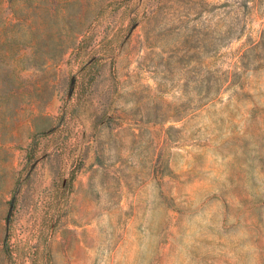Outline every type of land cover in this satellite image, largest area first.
<instances>
[{
	"label": "rangeland",
	"instance_id": "rangeland-1",
	"mask_svg": "<svg viewBox=\"0 0 264 264\" xmlns=\"http://www.w3.org/2000/svg\"><path fill=\"white\" fill-rule=\"evenodd\" d=\"M12 7L0 264H264V0Z\"/></svg>",
	"mask_w": 264,
	"mask_h": 264
},
{
	"label": "trees",
	"instance_id": "trees-1",
	"mask_svg": "<svg viewBox=\"0 0 264 264\" xmlns=\"http://www.w3.org/2000/svg\"><path fill=\"white\" fill-rule=\"evenodd\" d=\"M4 3V0H0V5ZM6 5L7 8L10 11V18H2L0 17V23L5 27L7 26H18V24L21 23V16L13 9L12 7V0H6ZM13 42L16 45H24V43L18 42V40H13ZM0 82L4 83L5 87H9L7 91H4V94L0 96L1 98V102H5V100H8L7 98L14 95V93H12V90H14L13 88V81L12 78L10 76V72L8 70H6V72H2V74L0 75Z\"/></svg>",
	"mask_w": 264,
	"mask_h": 264
},
{
	"label": "crops",
	"instance_id": "crops-1",
	"mask_svg": "<svg viewBox=\"0 0 264 264\" xmlns=\"http://www.w3.org/2000/svg\"><path fill=\"white\" fill-rule=\"evenodd\" d=\"M65 1H68V0H65ZM82 35L80 34L79 36H78V40H76L73 44H71V45H64V46H61V47H63V48H77V46H78V43L80 42V37H81ZM25 46H27V45H25ZM87 175L89 176V172H87ZM77 182V184L79 183V181H76Z\"/></svg>",
	"mask_w": 264,
	"mask_h": 264
}]
</instances>
